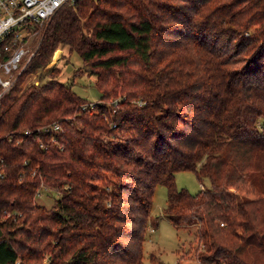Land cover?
I'll list each match as a JSON object with an SVG mask.
<instances>
[{
  "label": "trees",
  "instance_id": "obj_1",
  "mask_svg": "<svg viewBox=\"0 0 264 264\" xmlns=\"http://www.w3.org/2000/svg\"><path fill=\"white\" fill-rule=\"evenodd\" d=\"M36 30L0 95V264H142L157 184L196 264H264V0H72ZM61 47L98 101L55 78Z\"/></svg>",
  "mask_w": 264,
  "mask_h": 264
},
{
  "label": "rangeland",
  "instance_id": "obj_2",
  "mask_svg": "<svg viewBox=\"0 0 264 264\" xmlns=\"http://www.w3.org/2000/svg\"><path fill=\"white\" fill-rule=\"evenodd\" d=\"M32 39L33 36L28 40V45ZM47 65L56 66L58 74L55 78L68 84L76 94L86 98L87 102L98 101L100 92L94 85V75L82 69V60L77 52H68L66 47L57 48ZM34 77L33 74L29 75L24 83ZM174 176L176 187L185 188L192 194L202 188L210 187L208 178L199 180L192 171H177ZM57 198L58 193L55 190L46 188L39 189L35 195L36 203L47 208L55 206ZM165 199V186L157 184L153 192L149 222L143 241L142 264H196L195 254L198 251V243L194 234L195 225L172 224L162 212Z\"/></svg>",
  "mask_w": 264,
  "mask_h": 264
},
{
  "label": "built area",
  "instance_id": "obj_3",
  "mask_svg": "<svg viewBox=\"0 0 264 264\" xmlns=\"http://www.w3.org/2000/svg\"><path fill=\"white\" fill-rule=\"evenodd\" d=\"M67 1L72 0H0V95L14 85L32 57L28 40L37 27ZM59 129L57 125L50 128Z\"/></svg>",
  "mask_w": 264,
  "mask_h": 264
}]
</instances>
